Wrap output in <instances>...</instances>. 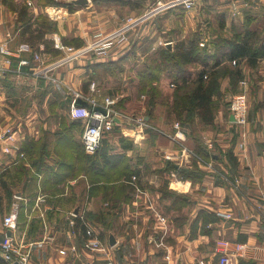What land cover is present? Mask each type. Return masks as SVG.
Listing matches in <instances>:
<instances>
[{"label":"crops","instance_id":"obj_1","mask_svg":"<svg viewBox=\"0 0 264 264\" xmlns=\"http://www.w3.org/2000/svg\"><path fill=\"white\" fill-rule=\"evenodd\" d=\"M154 2L90 0L71 10L64 6L68 9L56 18L58 30L47 34L59 52H50L43 42L33 44L44 54L42 65H20L32 57L22 52L0 73V242L13 236L24 243L30 264H222L215 250L218 238L246 243L244 253L231 252L229 264H264V105L258 106L264 99V56L256 65L246 58L238 62L253 100L245 135L232 122L227 102L230 91L241 90L240 80L225 71L234 66L231 60L216 68L214 123L200 116L182 121L179 140L170 103L151 107L140 75L147 56L169 44L172 50L182 42L190 45L194 36L195 44L212 54L224 38L251 32L264 43V0H198L195 8H185L190 14L168 3L149 8ZM45 10L38 3L29 12L34 20L49 15ZM131 15L136 20L127 28V42L109 56L98 54L95 33L123 28ZM214 15L213 23L207 17ZM198 27L204 34L213 29V38L190 29ZM8 32L12 47L29 42L22 39L18 13L1 0L0 40ZM73 39L83 45L77 47ZM74 91L101 107L107 96L115 99L121 118L98 153L86 152L83 122L71 114ZM136 116H144L147 124L140 126ZM184 146L198 155L202 149L215 154L205 156L211 166ZM195 164L204 174L192 179L183 170ZM82 213L91 230L87 238L78 224ZM8 214L16 216L15 227L4 223ZM158 214L168 219V233ZM93 236L107 252L84 247ZM0 264L15 262L6 261L0 250Z\"/></svg>","mask_w":264,"mask_h":264},{"label":"trees","instance_id":"obj_2","mask_svg":"<svg viewBox=\"0 0 264 264\" xmlns=\"http://www.w3.org/2000/svg\"><path fill=\"white\" fill-rule=\"evenodd\" d=\"M2 1L18 13V22L21 26L23 40L36 45L43 42L50 52H59L55 47V40L47 37L48 33L58 30V21L56 19L48 14H41L33 20L29 12L31 8L26 3L18 2L17 0ZM39 3L43 6L51 3L66 5L70 10L75 7V5L69 4L64 0H40ZM69 41L77 47L83 45L82 39ZM223 41L222 46L216 50L217 54L206 52L193 41L190 45L182 42L174 50L162 46L147 56L144 69L140 75L143 89H146L150 96V106L154 107L158 102H169L172 111L181 122H192L195 117L200 116L204 123H214L215 107L213 95L217 91L219 77L217 66L223 59L231 60L234 66H226L225 71H229L231 75L236 76V80L241 81L244 76L242 69L238 66L240 59L246 58L250 65H256L259 59L264 56V43L261 42L260 36L256 32L233 39L224 38ZM64 42L69 43L65 39ZM154 80L158 82L157 85L154 84ZM263 105L264 99L259 100L258 106ZM112 130H107L104 133L102 145L95 153L102 150L104 139ZM198 152H200V155L202 154L201 157L205 160H208L205 156L215 155L207 149H202ZM196 159L199 160L198 158ZM199 161L204 164L203 161ZM168 166L173 168L176 167V164L171 163ZM183 172L192 179L199 178L204 174L197 164L190 171L184 169ZM135 175L139 179L138 172ZM130 180L132 179L129 178ZM78 218V224L81 225L83 236L89 237L91 234L87 232L86 222L80 219L82 216ZM83 218H85V214Z\"/></svg>","mask_w":264,"mask_h":264},{"label":"built area","instance_id":"obj_3","mask_svg":"<svg viewBox=\"0 0 264 264\" xmlns=\"http://www.w3.org/2000/svg\"><path fill=\"white\" fill-rule=\"evenodd\" d=\"M20 1V0H17ZM37 0H21L20 2L26 3L31 9L35 8L38 4H36ZM36 2V3H35ZM167 2V1H166ZM197 0H168V4L173 6L175 3H181L185 8H192L196 4ZM49 13V15L56 19L60 17V11L62 9L67 10L68 8H64V6H44ZM45 10V11H46ZM132 22V21H131ZM131 22H129L125 27L114 31V32H104L98 31L95 33L94 37L96 38L93 42L94 49L100 54L102 57L109 56L116 49L121 48L128 40V29L130 27ZM13 39V35L9 32L6 36L0 40V73L7 71L8 64L12 62V56L16 54H21L22 52L31 53V58L21 59L20 65H28L31 61L37 62L39 65L44 63V54L42 51L35 48L32 43L29 42H21L17 45V47H12L10 42ZM202 45L205 43L202 42ZM58 46L63 47L62 44H58ZM73 49V47H69ZM22 71L21 69H19ZM241 92L238 94H234L232 99L230 100L229 112L230 115L234 116L233 123H235L242 130V134H246V127L250 120V93H249V80L244 78L240 81ZM93 88H95L96 84L92 83ZM78 98L85 99V96L81 91H74V104L72 105L71 114L73 117L81 119L84 123V130L82 133V142L84 144L86 152L92 154L97 152L103 141L104 133L107 130H111L115 127L118 120L117 118H121V115L115 109L114 103L115 99L111 96L106 97L105 104L102 106L105 111L97 109L96 102H92L90 99L86 98L89 101V105H81L76 104V100ZM90 101L92 103H90ZM136 122L140 126H145L147 121L144 116H136ZM182 130L180 122L175 123V139L179 140L182 136ZM145 137L144 134L141 135ZM208 147H213V141L208 140ZM184 151L188 154H192L193 156H197L199 160L203 161L206 165H210L211 163L208 160L203 159L200 155L196 153L191 148L184 146ZM173 154H168L166 157L168 159L171 158ZM148 201L150 206L153 208L155 212H157V205L155 201L148 197ZM160 217V221L164 223L165 233H168V219L165 218L162 214H158ZM84 216V213L81 215ZM230 214H227V217H230ZM4 223L8 226L15 227L16 226V216L14 214H8L4 218ZM89 233L91 230L88 231ZM26 245L22 242L16 241L13 236L7 237L5 240L0 242V250L3 254V257L6 261L14 263L19 261L21 264H30L31 251L30 249H25ZM84 247L86 249L92 251H102L107 252L108 246L104 244V242L97 236L90 237L86 239L84 243ZM246 249V243L240 241H232L227 238H218L216 239L215 250L221 256L222 264H229L230 262V254L233 250L236 253L242 254Z\"/></svg>","mask_w":264,"mask_h":264},{"label":"rangeland","instance_id":"obj_4","mask_svg":"<svg viewBox=\"0 0 264 264\" xmlns=\"http://www.w3.org/2000/svg\"><path fill=\"white\" fill-rule=\"evenodd\" d=\"M1 1V0H0ZM21 1V0H20ZM20 1H18V2H20ZM39 1L40 0H37L35 3L36 4H38L39 3ZM56 1H63V0H56ZM154 1H157V2H154V5H152V6H150L149 8H153V7H155V8H165L166 7V5H167V2H168V0H154ZM167 1V2H166ZM197 2H198V0H197ZM196 2V3H197ZM157 4H159V5H157ZM50 5H53V6H58V7H60V6H66V5H57V4H54V3H51V4H48V5H46V6H50ZM196 5V4H195ZM193 6L192 8H195L196 6ZM214 5V4H213ZM76 6V5H75ZM78 6V5H77ZM68 7V6H67ZM174 8H176L177 9V11L179 12V13H191L189 10H186L185 9V7L181 4V3H175L174 4ZM188 9V8H187ZM190 9V8H189ZM214 9V8H213ZM148 11H150V10H148ZM50 16V15H49ZM135 17L134 16H128V17H126V21H129V22H131V21H133V20H136V19H134ZM219 18V16H217V19ZM207 19L208 20H210V21H212L213 23L216 21L215 20V15L213 16V17H207ZM206 20V19H205ZM206 22H207V20H206ZM204 23H205V21H204ZM128 24V23H127ZM126 24V25H127ZM200 24H202V22L200 23ZM126 25H124V26H126ZM192 31H195V32H197V34H199V32H201V36H211L212 38H213V35H214V31H213V29H211V28H206V31L207 32H209V33H205L204 34V32H202L201 31V29L198 27V28H190ZM209 29H210V31H209ZM191 31V32H192ZM129 35V34H128ZM192 36V35H191ZM203 40L204 41V43L206 44V40H204L203 39V37L201 38L200 37V40ZM194 42H197V39H195V36H194V38L192 39ZM208 40H212V39H208ZM177 44H175V46H176ZM250 83V82H249ZM233 91V92H232ZM232 91H230L229 93H230V96L232 95V97H233V95L234 94H238L239 92H241V90L240 89H235V90H232ZM249 93H250V98H251V85H249ZM217 97V96H216ZM228 103L230 102V100L229 101H227ZM252 103H253V100H252V98H251V103H250V114H251V110H252ZM214 105H215V107L217 106V104H215L214 103ZM175 122H176V124L178 123V122H180V125H181V121H180V119H178V118H176L175 119ZM249 122H250V120H249ZM249 124V123H248ZM182 134H183V130H182ZM182 134H181V136H182ZM181 139V138H180ZM194 150V149H193ZM174 154V153H173ZM176 155H174V156H171V160H177L178 159V156H176ZM74 214L75 215H78V214H80V213H76V212H74Z\"/></svg>","mask_w":264,"mask_h":264},{"label":"water","instance_id":"obj_5","mask_svg":"<svg viewBox=\"0 0 264 264\" xmlns=\"http://www.w3.org/2000/svg\"><path fill=\"white\" fill-rule=\"evenodd\" d=\"M65 2L69 3V4H73V5H78V6H84V5H88L90 4V0H64ZM171 46V44H169V47ZM76 104H81V105H89V101L83 99V98H78L76 100ZM97 109L99 110H103L105 111V109L101 106H97ZM117 120H120L119 118H117ZM231 120H234V116L231 115ZM78 207L76 208V213H78ZM10 235V234H9ZM116 237L114 236V234L111 233L110 235V243L111 245H115L116 244ZM15 264H21L19 261H16Z\"/></svg>","mask_w":264,"mask_h":264}]
</instances>
